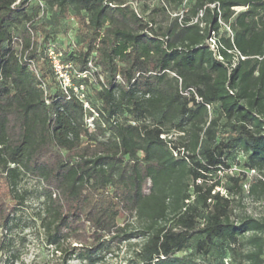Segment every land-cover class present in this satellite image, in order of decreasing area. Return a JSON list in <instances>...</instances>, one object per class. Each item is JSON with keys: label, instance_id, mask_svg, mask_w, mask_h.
Here are the masks:
<instances>
[{"label": "trees", "instance_id": "1", "mask_svg": "<svg viewBox=\"0 0 264 264\" xmlns=\"http://www.w3.org/2000/svg\"><path fill=\"white\" fill-rule=\"evenodd\" d=\"M183 1L0 0V230L17 225L20 182L34 177L62 264H106L133 238L126 264H264V212L232 219L240 179H215L239 148L256 172L242 186L264 201V0ZM40 3L78 24L72 50L56 49L66 86L38 50ZM12 243L0 246L20 260Z\"/></svg>", "mask_w": 264, "mask_h": 264}, {"label": "rangeland", "instance_id": "2", "mask_svg": "<svg viewBox=\"0 0 264 264\" xmlns=\"http://www.w3.org/2000/svg\"><path fill=\"white\" fill-rule=\"evenodd\" d=\"M137 11H140L141 5H148L151 7L152 4H156L157 0H125ZM189 0L184 5H187ZM41 9L38 15L35 17L36 23L46 21L44 28L47 30V34L40 33L35 36V40L39 43V49L45 51V47L48 49L52 48L56 51L63 52L64 50H72L76 41V31L78 24L76 20L71 16H62L55 14L51 16L52 12L45 10L43 3L39 4ZM149 10V9H148ZM148 13V12H146ZM160 19V16H157ZM50 45V46H49ZM46 48V49H47ZM70 66L66 65L61 69L65 79H69L68 74L70 73ZM71 85V84H69ZM79 97H82V87L74 88ZM91 117L86 119L87 124L90 126ZM244 160V154L241 149L236 148L233 151L231 159L229 160L230 166L226 170H222L215 174V179L223 177L225 181V175L237 177L238 187L229 196L230 213L231 218L236 220L241 217L244 213L252 215L253 217H259L264 212V201L257 200L249 196L246 192L248 185V179L242 186V176L247 175L246 168L240 165ZM217 175V176H216ZM241 185V186H240ZM20 189L25 190V200L23 205L18 206L15 216L17 217V225L12 227L10 230H0V242L11 239L13 246L18 249L21 254L20 260H13L6 258L4 254L5 245L0 246V264H62L63 259L59 252H55L53 247L45 244L42 230L39 227V220L36 218V213L40 207V183L34 177H24L20 182ZM243 187V191H242ZM219 187H214V190H218ZM222 189V188H221ZM220 190V193H223ZM132 226H138L139 223L134 219H129ZM243 239H239V246L242 248ZM140 243L138 238L130 239L119 244L112 243L109 250L104 252V261L106 264H126L130 257L133 255L134 249ZM178 255L188 254V251H181ZM67 264H83L76 257H72ZM97 264H101L100 262ZM229 264H236V262H229Z\"/></svg>", "mask_w": 264, "mask_h": 264}, {"label": "built area", "instance_id": "3", "mask_svg": "<svg viewBox=\"0 0 264 264\" xmlns=\"http://www.w3.org/2000/svg\"><path fill=\"white\" fill-rule=\"evenodd\" d=\"M186 1L187 0H184L183 1V4H185ZM211 6H213V4H211ZM232 8L235 10V12H237V11L243 9L244 7H232ZM218 21L227 30L228 34L232 37V31H231L229 25L226 24V23H224L220 19H218ZM208 41H209L210 47L212 49L218 51V48L220 46V43L218 42V40H217V38L215 36V32L214 31H211V34L208 37ZM47 53H48V56L52 59V63H53L54 70L56 71V73H58L59 77L61 78L63 86L68 85L69 79L67 78V79H65L66 81H64V79H63L64 78V74L61 72V69H63V65L59 62V59H58L59 53H57L52 48L48 49V52ZM218 57L221 58V56H218ZM237 57L240 58V59H244L245 58L239 52H236V59H237ZM234 64H235V62L233 63V65ZM190 91L191 92H194V89L189 88V89H186L182 93L185 94V95H188ZM195 97H196L197 100H201L200 97H198V96H195ZM206 106H207L208 109L210 108V106L208 104ZM247 174H248L249 177H251V176L255 175L256 172H255V170L250 169Z\"/></svg>", "mask_w": 264, "mask_h": 264}]
</instances>
